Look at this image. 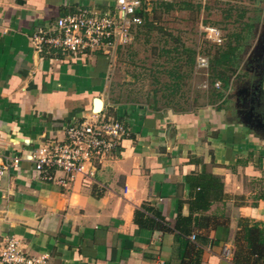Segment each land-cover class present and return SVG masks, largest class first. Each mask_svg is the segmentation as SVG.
Segmentation results:
<instances>
[{
    "label": "crops",
    "instance_id": "1",
    "mask_svg": "<svg viewBox=\"0 0 264 264\" xmlns=\"http://www.w3.org/2000/svg\"><path fill=\"white\" fill-rule=\"evenodd\" d=\"M79 9L114 12L115 0H0V248L11 238L46 264H264L247 250L253 226L264 235V62L240 109L224 97L183 111L113 104L110 63L123 47L105 56L31 40L56 36L55 20ZM96 99L128 129L115 156L67 185L57 169L42 179L33 154L64 142Z\"/></svg>",
    "mask_w": 264,
    "mask_h": 264
},
{
    "label": "rangeland",
    "instance_id": "2",
    "mask_svg": "<svg viewBox=\"0 0 264 264\" xmlns=\"http://www.w3.org/2000/svg\"><path fill=\"white\" fill-rule=\"evenodd\" d=\"M172 7L152 6L148 21L133 32V41L117 49L110 63L107 96L111 103H140L150 107H171L176 111L197 109L219 92L229 106L238 109L248 99V92L258 84L264 62V0H171ZM219 28L222 43L206 38L203 27ZM228 45H237L236 60L226 75L228 87L214 76L211 61ZM177 48V50H176ZM194 52L192 68L186 63ZM163 50H170L166 53ZM208 59L206 67L195 63L196 55ZM178 68L184 77L176 91L169 70ZM220 67V66H219ZM220 71V70H218ZM221 82L214 89V81ZM221 98L213 99V102ZM210 103V102H209ZM225 103V104H226Z\"/></svg>",
    "mask_w": 264,
    "mask_h": 264
},
{
    "label": "built area",
    "instance_id": "3",
    "mask_svg": "<svg viewBox=\"0 0 264 264\" xmlns=\"http://www.w3.org/2000/svg\"><path fill=\"white\" fill-rule=\"evenodd\" d=\"M149 1L115 0V11L102 14L79 9L55 20L56 36L48 37L41 32L34 34L31 40L38 48L42 43H48L71 53L96 51L110 56L117 48L132 42L133 29L142 23V17L137 12L142 9L143 3L148 5ZM202 31L212 43H222L219 28L207 25ZM195 63L199 67H206L208 59L198 54ZM213 86L220 89L221 82L215 80ZM65 135L64 142L44 145L32 156L34 169L42 179L52 180V169L64 172L65 177L57 180L62 185H67L76 174L90 176L93 171L87 166L91 161L113 158L121 141L129 133L124 121L100 111L81 121L70 122ZM17 165L18 158H14L13 168ZM5 170L6 166L0 163V176ZM191 237L194 238L193 235ZM46 261V254L26 255L11 238L5 239L0 248V264H46Z\"/></svg>",
    "mask_w": 264,
    "mask_h": 264
},
{
    "label": "trees",
    "instance_id": "4",
    "mask_svg": "<svg viewBox=\"0 0 264 264\" xmlns=\"http://www.w3.org/2000/svg\"><path fill=\"white\" fill-rule=\"evenodd\" d=\"M170 1L171 0H169V1L150 0L148 5L143 3L142 9L137 12V14L142 17V23L140 25L136 26L133 29V32L135 33L136 28H138L139 26H141L143 24L146 28V31L152 30L154 28V22L148 21V18H147L149 9H152V6L154 7L157 5H159L161 7L163 6V7H165V9L166 8L168 9V8L172 7V2H170ZM146 8H148V9H146ZM236 47H237V45H232V46L228 45L224 50L217 52L216 58L211 61V65H210L211 70L214 72V76L216 78L222 80L224 87H228V83H229V81H228L229 78L226 75V71H228L229 69L231 71V68L234 65V62L237 58L235 55V52L237 49ZM176 50H177V48H176ZM163 51H165L166 53L170 52V50H163ZM182 51L184 53L188 54L186 63L188 64L189 69L192 68L193 62H194V52H192V50H190L189 48L188 49L183 48ZM218 70H220V71H218ZM168 74L170 75V77L173 80L171 90L176 91L178 86H179L180 81L183 79L185 74L183 75V73H181L179 71V69L176 67H174L172 70H169ZM221 97H222V94L217 92L214 94V97L212 99H209V102L213 103V99L221 98ZM153 106L156 107L155 104H153ZM196 179L201 181V180H203V177L197 176ZM190 183H191V181H190ZM202 187L204 188V186H202ZM202 187L199 185L198 189L201 191ZM200 193H202V192H200ZM185 221H189V219L183 218V220L182 219L177 220V223L175 224L176 231L180 233L178 236V239H180V243L182 244L183 250H186L189 247V245L191 244L189 242V240H187V236L192 231L191 228L188 230L182 229V226H180L181 222L183 223ZM259 232H260V230H258V225H255L250 229V233H249L248 239H247V247H248L247 250L250 253V255H257L260 258H264V235H263V233L261 235H259ZM258 238H261V239L259 240ZM254 244L257 246H261V247L260 248L255 247ZM192 251H193L192 256L189 259L190 260L193 259L194 262L197 263L199 252L195 249L194 244H193ZM248 258H249V256H248ZM182 259H184V258L180 256L181 261H182Z\"/></svg>",
    "mask_w": 264,
    "mask_h": 264
},
{
    "label": "water",
    "instance_id": "5",
    "mask_svg": "<svg viewBox=\"0 0 264 264\" xmlns=\"http://www.w3.org/2000/svg\"><path fill=\"white\" fill-rule=\"evenodd\" d=\"M100 106H101V101H99V99H96V100H95V103H94V107H93V109L96 110V108H97V112H98V111L101 110V109H100Z\"/></svg>",
    "mask_w": 264,
    "mask_h": 264
},
{
    "label": "bare ground",
    "instance_id": "6",
    "mask_svg": "<svg viewBox=\"0 0 264 264\" xmlns=\"http://www.w3.org/2000/svg\"><path fill=\"white\" fill-rule=\"evenodd\" d=\"M99 101H101L100 99H99ZM102 108V102H101V106H100V109ZM96 112H97V108H96V110H95Z\"/></svg>",
    "mask_w": 264,
    "mask_h": 264
}]
</instances>
